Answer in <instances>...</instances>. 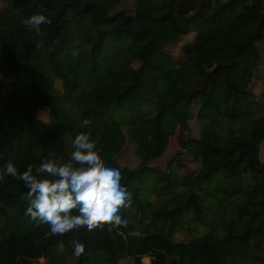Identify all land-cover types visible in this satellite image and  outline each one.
<instances>
[{
    "label": "trees",
    "instance_id": "16d2710c",
    "mask_svg": "<svg viewBox=\"0 0 264 264\" xmlns=\"http://www.w3.org/2000/svg\"><path fill=\"white\" fill-rule=\"evenodd\" d=\"M41 12L49 23L37 34L26 21ZM82 18L97 44L72 78L63 56ZM202 52L210 70L192 60ZM263 77L264 0H0V165L67 160L79 132L99 151L112 130L137 141L138 162L122 165L120 151L101 161L129 193L119 231L101 223L54 236L25 215L23 182L6 177L0 264H264ZM173 135L181 151L151 167Z\"/></svg>",
    "mask_w": 264,
    "mask_h": 264
},
{
    "label": "clouds",
    "instance_id": "9594fccd",
    "mask_svg": "<svg viewBox=\"0 0 264 264\" xmlns=\"http://www.w3.org/2000/svg\"><path fill=\"white\" fill-rule=\"evenodd\" d=\"M47 23L42 12L26 21L37 34L40 26ZM79 123L82 128L90 125L86 118ZM71 148L67 160L61 156L44 157L39 164H28L22 172L9 160L0 165V182L9 176L22 181L27 188L25 215L37 225L46 224L54 236L73 229L91 230L101 223L109 231L127 228L128 220L120 209L127 208L131 201L120 182V169L101 163L97 146L86 132L74 136ZM64 247L63 242L57 243V248ZM84 251V246L76 243L70 256L79 258Z\"/></svg>",
    "mask_w": 264,
    "mask_h": 264
},
{
    "label": "rangeland",
    "instance_id": "374dc122",
    "mask_svg": "<svg viewBox=\"0 0 264 264\" xmlns=\"http://www.w3.org/2000/svg\"><path fill=\"white\" fill-rule=\"evenodd\" d=\"M17 27H21L22 22L20 20H15ZM69 31V46L70 49L65 56H63V65L67 74L70 77H75L78 75H84L85 71L89 69V53L97 44V38L93 32H91L87 26L85 19H77L72 23L68 29ZM189 39V38H188ZM186 38V40H188ZM104 47V46H103ZM175 60H182L184 56L180 50V46H173L168 48ZM198 64L203 65L207 70L212 68V62L209 53L202 52L196 54L192 58ZM36 66H41V64L36 63ZM260 85L256 88V92L261 93L264 86V77L259 83ZM6 90V88L4 89ZM233 115V112H232ZM41 119H48V113L44 112L40 114ZM195 126L196 122H192L191 126ZM2 129V128H1ZM117 134L115 130H112L106 137L105 141L101 145L98 151L101 161L109 160L116 152H121L119 161L124 166L136 167L137 159L135 157L136 140L130 138L128 135L113 136ZM192 136L197 137L198 131L197 126H195L192 131L190 130ZM180 146L177 142V136L173 135L170 137L168 148L165 154L156 160L150 162L151 167H158L163 169L167 166L170 160L180 152ZM195 167L196 164H191ZM185 170H178L179 173H183ZM144 263H149L150 259L148 257L143 258ZM36 264V263H35ZM37 264H48L47 261L41 259Z\"/></svg>",
    "mask_w": 264,
    "mask_h": 264
}]
</instances>
